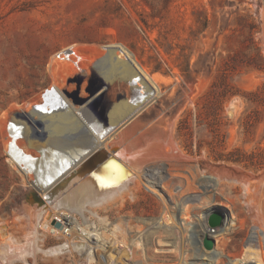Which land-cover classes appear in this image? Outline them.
I'll return each mask as SVG.
<instances>
[{"label": "rangeland", "instance_id": "rangeland-1", "mask_svg": "<svg viewBox=\"0 0 264 264\" xmlns=\"http://www.w3.org/2000/svg\"><path fill=\"white\" fill-rule=\"evenodd\" d=\"M258 5L264 0H0V264H264ZM73 93L88 102L75 104ZM86 105L108 138L103 150L142 146L171 119L187 159L144 166L123 197L85 216L40 213L55 173L72 170L66 180L75 182L82 166L106 173L118 164L89 158L95 141L61 134ZM45 112L59 123L53 149L30 141L43 133L40 118L53 127ZM205 223L215 237L202 234Z\"/></svg>", "mask_w": 264, "mask_h": 264}, {"label": "bare ground", "instance_id": "bare-ground-1", "mask_svg": "<svg viewBox=\"0 0 264 264\" xmlns=\"http://www.w3.org/2000/svg\"><path fill=\"white\" fill-rule=\"evenodd\" d=\"M258 12L259 17L261 18L263 30L262 38L264 41V8L260 5H258ZM85 101L88 102V100ZM234 108L235 102L230 105L229 110L233 113V111H235ZM45 113L44 116L49 117L50 119L52 118L47 112ZM234 114L236 115V113ZM71 116L72 117L67 121L60 124L59 127L61 134H72L77 137H82L83 143L86 142L84 140L86 138L95 141L88 157L95 160L100 157H106L104 160L118 164H116V166L108 164V172L106 173L98 170L99 168H89L86 170V168L82 166V171L79 172L78 178L74 175L72 176L73 179H75V182L66 180L67 177L72 175V170L64 175V172L59 168L60 172L54 174L58 176H55L56 178L51 181L49 187L44 190L48 192L50 197L42 196L38 198V209L40 213L46 211L49 207H53L60 211L78 212L85 216L84 213L85 211H89V208L97 209L105 206L110 201H114L117 197H123L126 191H129L131 186L136 183L137 180L143 178L144 166L162 161H181L187 159L172 136V127L174 123L171 119L167 123V130L162 135L160 133H158L157 136L150 135L149 138L144 140L142 146L136 144L132 149H128L124 144L120 145L115 143L109 150H103L105 149L108 138H100L99 136V132L95 125V121L98 120V117L96 116V113H94V107H87L86 105L82 107V111L77 115L71 114ZM77 117H79V119ZM46 120L47 119L44 120V123L47 122ZM50 122L53 123V127L48 128L49 138L46 142L41 143V145L43 147L48 145L53 149L57 138L56 140L55 138H52V133L54 132V128H56L55 125L59 123L52 121V119ZM52 165H54V162H52ZM213 179L215 181H221L222 177L214 176ZM90 210L100 217L97 212H94L92 209ZM203 228L202 234L205 237H215V234L218 233L217 229L208 227L206 223ZM226 229H229V227L226 226ZM67 233L69 232L67 231ZM2 235H4L3 232ZM61 250L62 247L49 249L46 252L49 254H55ZM97 254L100 259H106L109 255V250L101 246L99 247Z\"/></svg>", "mask_w": 264, "mask_h": 264}, {"label": "water", "instance_id": "water-1", "mask_svg": "<svg viewBox=\"0 0 264 264\" xmlns=\"http://www.w3.org/2000/svg\"><path fill=\"white\" fill-rule=\"evenodd\" d=\"M68 97L72 98L73 102L75 104H81L82 102L85 101L84 98L78 97L76 93L73 94H68ZM34 113V112H33ZM39 126L43 129V133L39 134L36 131L30 134V141L33 143V146H36L39 143H43L46 142L49 138V126L48 123H44V121H42V119L40 118L38 121ZM218 219H215V222L213 221V224H215L216 222H218ZM59 226V225H57ZM215 240L213 238H206L204 239V247L208 250H212L215 246Z\"/></svg>", "mask_w": 264, "mask_h": 264}, {"label": "built area", "instance_id": "built-area-1", "mask_svg": "<svg viewBox=\"0 0 264 264\" xmlns=\"http://www.w3.org/2000/svg\"><path fill=\"white\" fill-rule=\"evenodd\" d=\"M60 89V88H59ZM60 90H62V89H60ZM62 92H63V90H62ZM64 94V93H63Z\"/></svg>", "mask_w": 264, "mask_h": 264}]
</instances>
